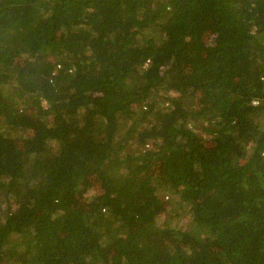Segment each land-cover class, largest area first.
<instances>
[{"label": "trees", "instance_id": "trees-1", "mask_svg": "<svg viewBox=\"0 0 264 264\" xmlns=\"http://www.w3.org/2000/svg\"><path fill=\"white\" fill-rule=\"evenodd\" d=\"M0 264H264V0H0Z\"/></svg>", "mask_w": 264, "mask_h": 264}, {"label": "rangeland", "instance_id": "rangeland-1", "mask_svg": "<svg viewBox=\"0 0 264 264\" xmlns=\"http://www.w3.org/2000/svg\"><path fill=\"white\" fill-rule=\"evenodd\" d=\"M187 217H188V215H187Z\"/></svg>", "mask_w": 264, "mask_h": 264}]
</instances>
